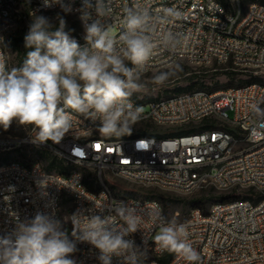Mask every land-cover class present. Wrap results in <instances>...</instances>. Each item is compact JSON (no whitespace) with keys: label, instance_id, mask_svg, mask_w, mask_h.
I'll return each instance as SVG.
<instances>
[{"label":"built area","instance_id":"obj_1","mask_svg":"<svg viewBox=\"0 0 264 264\" xmlns=\"http://www.w3.org/2000/svg\"><path fill=\"white\" fill-rule=\"evenodd\" d=\"M71 2L74 9L71 13L81 26L73 38L85 46L80 13L75 11L82 0ZM144 2L154 11L172 6L182 10L185 19L170 27L184 32L188 39L175 53L158 49L142 75L170 68L179 61L200 65L216 61L261 81L244 82L215 92L202 88L156 98L147 103L149 109L143 111L139 122L148 124L147 128L139 127L138 123L131 135L120 139L101 136L96 131L99 122L94 124L78 114H74L72 131L60 144L51 141L34 144L30 133L0 134V231L14 225L15 214L23 219L37 210L51 211L45 208L49 201L55 202L56 212L68 223L70 238V216L78 209L110 210L117 201L159 203L152 198L116 196L104 183L106 172L143 186L185 192L208 185L218 190L244 188L251 189L256 199L237 196L214 201L206 212L193 208L186 219L176 222L191 226L189 240L201 256L200 264H264V0H227L226 4L221 0ZM132 4L133 0H113L109 22L114 34L120 30L122 10ZM59 9V5L44 7L43 0H0V20L12 24L26 20L32 13ZM0 38L4 46L2 33ZM4 52L7 56L5 47ZM254 106L261 113L254 111ZM153 126L198 128L178 135L163 132L154 135ZM142 144L147 147H140ZM31 146L66 162L91 167L95 174L88 179L98 184V188L89 189L84 184L85 176L75 168L60 174L45 170L38 157L12 156ZM41 174L46 175L49 184L47 195L36 184ZM9 186L15 191L9 192ZM6 196L11 199L6 201ZM157 230L150 221L141 225L149 257L147 264H186L178 255L163 252L154 244ZM141 233L134 237L138 244ZM78 249L75 254L78 264H99L96 259L99 253L91 245L78 243Z\"/></svg>","mask_w":264,"mask_h":264},{"label":"clouds","instance_id":"obj_2","mask_svg":"<svg viewBox=\"0 0 264 264\" xmlns=\"http://www.w3.org/2000/svg\"><path fill=\"white\" fill-rule=\"evenodd\" d=\"M113 0H82L80 13L85 46L66 31V20L32 13L24 37L28 49L17 66H8L0 38V128L13 123L30 130L32 143L60 144L74 125V114L86 117L103 137L122 138L132 134L143 110L131 97L146 85L142 74L158 49L177 52L187 35L170 25L185 19L178 7L153 10L144 0H133L122 10L121 27L114 34L110 24ZM46 8L59 5L71 13L73 4L64 0H43ZM172 72L152 77L165 84ZM254 111L261 109L254 106ZM43 195L46 175L36 181ZM9 192L15 188L9 186ZM6 196L5 200H10ZM37 210L0 231V264H78V243H87L99 254V264H147L149 259L141 225L146 221L158 229L154 244L163 252L176 254L186 264H200L201 256L190 242L187 222L168 221L159 203L149 205L117 201L110 210L90 212L78 209L70 216L71 238L66 221L56 212ZM141 233V243L135 234Z\"/></svg>","mask_w":264,"mask_h":264},{"label":"rangeland","instance_id":"obj_3","mask_svg":"<svg viewBox=\"0 0 264 264\" xmlns=\"http://www.w3.org/2000/svg\"><path fill=\"white\" fill-rule=\"evenodd\" d=\"M57 14L62 16L67 23H70V17L74 16L72 13H64L61 9L36 13V15H43L51 18L53 23L58 25V21L56 20ZM32 19L33 16L31 15L24 21H17L12 24H8L0 20V33L4 35V38H6V36L9 34L24 35L29 31V25L31 24ZM4 47L7 52L8 66H17L16 51L8 43H4ZM226 66L230 65L218 63L216 61H212L206 65L179 61L170 68L142 75L143 83L146 85V91L143 93V95L151 96L153 99L160 98L175 92L173 90L174 85L175 87H184L186 90L193 88H204L215 92L229 86L244 83L246 80L251 78L248 73L227 69ZM164 71L172 72L173 75H171L169 80L163 85L154 84L152 82V77ZM143 95H140L139 98H142ZM148 109V105L142 106L143 111H147ZM138 126L147 128L148 124L139 123ZM165 129V127H159L161 132ZM178 130L179 129H172L173 132ZM26 133H30V130L25 129L23 126H18L16 123H13L7 131L0 128L1 135H24ZM31 134L34 135V133ZM38 150L39 149L35 146L26 147L21 154L14 153L12 156H26L27 159L39 157L42 165H45L46 160L38 155ZM69 165L70 169L75 168L79 170L84 176L92 177L95 174L94 170L89 166L75 162H69ZM104 183L110 188L113 194L122 197L147 198L146 190L149 188L156 189L157 195L151 198L157 200L162 205L165 216L169 221L184 220L188 217L191 209L193 208H200L202 211H207L209 205L212 202L222 199L223 196L243 197L246 191L244 188L239 190H218L208 185L193 191L185 192L157 186H143L130 182L123 177L111 174L109 172H106L104 175ZM93 188L97 189L98 184H94ZM63 213L64 215L67 213L65 206H63ZM66 228L68 229V232H70L68 223L66 224Z\"/></svg>","mask_w":264,"mask_h":264},{"label":"trees","instance_id":"obj_4","mask_svg":"<svg viewBox=\"0 0 264 264\" xmlns=\"http://www.w3.org/2000/svg\"><path fill=\"white\" fill-rule=\"evenodd\" d=\"M224 4L227 3V0H221ZM74 15V14H73ZM71 22L67 23V27H66V31H70V35L72 37L76 36L77 32L80 31L81 26L79 23V20L76 18V16H72L70 17ZM20 21H24V20H20ZM28 32H26L24 35L22 34H9L6 36L4 43H8L9 45H11V47L16 51L17 53V65L22 61L23 56L26 54V52L28 51V49L25 48V41H24V37ZM261 81V79L257 76H251L250 79L246 80V82H250V81ZM195 89H202V88H193V89H188L186 90V88L184 87H175L173 90L175 92H181V91H189V90H195ZM146 90H144L141 93H134L133 96L131 97L132 100H134L136 102V104L138 105H142V106H146L148 105L147 103L154 100L151 96L148 95H143V93H145ZM140 95H143L142 98H139ZM204 124H202L201 126H203ZM198 127L197 126H191L188 128H181L176 132H173L172 129H165L163 130V134L164 135H178L181 134L183 132H189V131H194L196 130ZM159 132H161L159 130V127L157 126H153L152 127V133L154 135H159ZM39 149V148H38ZM38 155L43 157L46 160V164L43 165V168L47 171H56L60 174H67L68 170L70 169V165L69 162H66L65 160H63L62 158H59L58 156L54 155L53 153L43 150V149H39L38 150ZM39 158V157H38ZM84 184L89 188V189H93V181L88 179V176H85L84 178ZM235 190V189H232ZM147 193V198H151V197H155L157 195V190L154 188H149L146 190ZM243 197H247L249 199L255 200V194L253 193V191L251 189H247L244 193ZM234 197H226L223 196L222 199L220 200H230ZM206 212V211H203ZM169 258H163V262H166L167 259Z\"/></svg>","mask_w":264,"mask_h":264},{"label":"snow or ice","instance_id":"obj_5","mask_svg":"<svg viewBox=\"0 0 264 264\" xmlns=\"http://www.w3.org/2000/svg\"><path fill=\"white\" fill-rule=\"evenodd\" d=\"M96 147L99 149L100 148V145H96ZM140 147H147V145H140ZM109 151H111V149L109 150ZM125 163H127V161H125Z\"/></svg>","mask_w":264,"mask_h":264}]
</instances>
